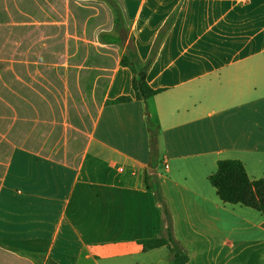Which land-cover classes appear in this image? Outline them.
Here are the masks:
<instances>
[{"label": "crops", "instance_id": "1", "mask_svg": "<svg viewBox=\"0 0 264 264\" xmlns=\"http://www.w3.org/2000/svg\"><path fill=\"white\" fill-rule=\"evenodd\" d=\"M95 1L0 6V264H170L139 244L159 224L233 236L214 264H264V216L208 181L221 160L264 178V0H114L142 62L164 30L146 101Z\"/></svg>", "mask_w": 264, "mask_h": 264}, {"label": "trees", "instance_id": "2", "mask_svg": "<svg viewBox=\"0 0 264 264\" xmlns=\"http://www.w3.org/2000/svg\"><path fill=\"white\" fill-rule=\"evenodd\" d=\"M111 7L113 14V24L117 32L125 30L122 12L117 3L113 0H106ZM164 30L155 41L154 48L148 61L142 62L137 55L134 44L128 40L126 42V52L122 55L120 65L126 67L132 73V88L135 98L146 101L155 96L160 91L149 87L146 75L152 59L155 56V49L163 36ZM130 101L129 97H119L110 103H124ZM157 133L150 128V149L153 160L157 155ZM210 185L216 190V194L222 203L240 205L259 212L264 216V178L251 181L245 172L240 161L221 160L217 162L216 171L209 176ZM139 244L143 251H150L166 247L171 255L170 264H186L188 256L172 237L169 229L166 230L165 237H155L140 240Z\"/></svg>", "mask_w": 264, "mask_h": 264}, {"label": "rangeland", "instance_id": "3", "mask_svg": "<svg viewBox=\"0 0 264 264\" xmlns=\"http://www.w3.org/2000/svg\"><path fill=\"white\" fill-rule=\"evenodd\" d=\"M14 1L16 0H0V6H5V4L7 6H11L14 3ZM95 2L97 5H94V10H96L97 13L95 16L96 21L94 22L102 23L103 28L110 29L111 24L108 18L109 15L111 16L113 21V14L110 5L107 3L106 0H96ZM99 4H101V6ZM107 12L109 13L108 15ZM83 31H84L83 32L84 38L89 36H94L96 33L95 29H88ZM97 38L103 44L117 45L118 47L121 48V42L119 40L118 32L115 29L114 24L110 31L99 32ZM81 46L84 47V41H78V48ZM167 222L168 221H166V223ZM178 232L180 234L178 233L177 235L176 233V236L173 235L172 233L171 235L174 239L176 237L177 241L179 242V246L185 249L187 254L190 256L191 258L190 264H214L213 256H214L215 246H217L221 241H224L225 239L229 241H233L232 240L233 236L228 235L226 233L211 234L209 232H206L205 235L200 236L184 228H181V230H178ZM164 236H166V233L163 230V225L159 224L157 228V237H164ZM234 245H236V243H234ZM239 250L243 252L239 259L244 260L246 255L248 256L250 252L254 251V248L251 247V244L245 243L238 248V251ZM254 257L255 254L249 260L253 261Z\"/></svg>", "mask_w": 264, "mask_h": 264}, {"label": "water", "instance_id": "4", "mask_svg": "<svg viewBox=\"0 0 264 264\" xmlns=\"http://www.w3.org/2000/svg\"><path fill=\"white\" fill-rule=\"evenodd\" d=\"M119 35V39L122 42V44L124 45L126 43L127 40V35L124 29H120L118 32Z\"/></svg>", "mask_w": 264, "mask_h": 264}]
</instances>
